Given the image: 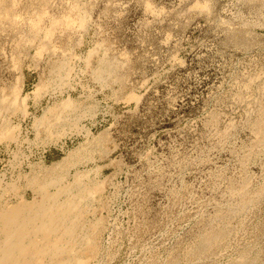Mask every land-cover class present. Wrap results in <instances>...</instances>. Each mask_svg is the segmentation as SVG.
I'll return each instance as SVG.
<instances>
[{
	"label": "rangeland",
	"instance_id": "374dc122",
	"mask_svg": "<svg viewBox=\"0 0 264 264\" xmlns=\"http://www.w3.org/2000/svg\"><path fill=\"white\" fill-rule=\"evenodd\" d=\"M0 218V264H264V0H0Z\"/></svg>",
	"mask_w": 264,
	"mask_h": 264
},
{
	"label": "bare ground",
	"instance_id": "6f19581e",
	"mask_svg": "<svg viewBox=\"0 0 264 264\" xmlns=\"http://www.w3.org/2000/svg\"><path fill=\"white\" fill-rule=\"evenodd\" d=\"M56 189H58V188H56ZM56 193H57V191H55ZM59 192V191H58ZM58 194V193H57ZM46 195V194H45ZM53 197V196H52ZM46 198V197H45ZM71 200V199H70ZM45 201V200H44ZM69 201V200H68ZM72 204H73V202H72ZM42 205V204H41ZM50 205V204H49ZM19 206V205H18ZM31 207V206H30ZM70 207V206H69ZM17 208H19V207H17ZM29 208V207H28ZM41 208V210H43L44 209V207H40ZM73 208V207H72ZM23 210V211H22ZM35 210H39V208L37 209V207H33V208H29V210H26V209H20L18 212H15L14 213V215H13V218H9L8 219V221H9V223L12 225V226H10V229L11 228H13L14 230H11L12 232H9V233H7V231H6V234L5 235H7L8 237H9V242H8V244H7V246H5V250H3L4 252H3V254H4V256L6 257V258H4L5 259V261L6 260H10V259H13V258H15V257H18V258H24V257H27L28 255H30V254H32L31 252H32V247H33V242L32 241H30V242H32V243H29L28 242V244H29V247H28V245H27V243H26V245H27V247H26V245L25 246H23V248H21V247H19V248H14V245L16 244V242H22V240H25V238L27 237V235H29L30 233V230H33L34 229V226L36 227V226H38V224H37V221L39 220V222H40V220H45L46 222H47V220L49 221V222H47V223H44V225L46 224V226H47V224H48V226L47 227H45V228H42V227H39L40 228V230L42 231V233H45V234H48V232L50 231V232H53L54 231V229H55V231L57 232L58 231V229H59V227L62 225V226H66V228H64V229H66V230H63V231H65V232H67V233H69L70 234V236H72L71 234H72V231H74L75 230V228H73V229H69V228H71V227H68V220H69V216H70V212H72V211H70V209L68 208V207H66V205L63 207V205H57V203L55 202V206H54V208L53 209H49L48 211L50 212V214H48L49 215V217H46V215H43V214H41V216H40V214H39V212L38 211H35ZM72 210V209H71ZM44 211V210H43ZM56 211V213L55 214H53L54 212ZM45 213H46V210H45ZM13 214V213H12ZM39 214V215H38ZM47 215V216H48ZM53 217V218H52ZM70 217H72V216H70ZM5 218V217H4ZM8 218V217H7ZM39 218V219H38ZM52 218V219H51ZM1 219V218H0ZM5 220H6V218H5ZM43 223V222H42ZM73 223V222H72ZM37 224V225H36ZM40 224H41V222H40ZM70 224V223H69ZM33 227V228H32ZM56 227V228H55ZM5 229H6V227H5ZM2 230V229H1ZM4 231V230H3ZM9 231V230H8ZM75 232V231H74ZM50 234V233H49ZM54 234V233H53ZM57 234V233H56ZM74 234V233H73ZM40 235V234H39ZM15 238H14V237ZM59 236H61V235H59ZM67 236V235H66ZM69 236V235H68ZM67 236V237H68ZM31 238V237H30ZM58 239V238H57ZM33 240V239H32ZM40 239H38L37 241H39ZM60 240H61V238H60ZM57 241V240H56ZM67 241V240H66ZM71 241V240H70ZM4 242V241H3ZM7 242V241H6ZM43 242V241H42ZM60 242V241H59ZM69 242V241H68ZM37 243V242H36ZM44 243V242H43ZM66 243V242H65ZM0 244H2V243H0ZM6 244V243H5ZM25 244V243H24ZM62 244V243H61ZM71 244V243H70ZM75 244H77V243H75ZM17 245V244H16ZM44 245H45V249H43V251H41V253H39V255L41 254V256H44V255H46V254H48L49 252H52L53 251V249L52 250H48L49 248H50V246L49 245H51L48 241L47 242H45L44 243ZM56 246H55V250H57V253L58 252H65V250H66V248H64V246L62 247L60 244L58 245V243L57 244H55ZM66 245V244H65ZM68 245V244H67ZM74 245V244H73ZM3 246V245H2ZM37 246V245H36ZM42 246V245H41ZM49 246V247H48ZM52 246H54V245H52ZM70 247V246H69ZM74 248V247H73ZM39 249H41V248H39ZM68 250H69V248H68ZM72 250V249H71ZM71 250H69V251H71ZM68 251V252H69ZM72 252V251H71ZM67 253V252H66ZM52 255V254H51ZM31 256V255H30ZM54 256V255H53ZM55 256H56V253H55ZM49 258V257H48ZM37 259V258H36ZM45 259V258H44ZM50 259V258H49ZM71 259V258H70ZM16 260V259H15ZM40 260H43V259H39V261ZM66 260V259H65ZM49 261V260H48ZM52 261V260H51ZM50 261V262H51ZM73 261V260H72ZM71 261V262H72ZM27 262H28V260H27ZM38 262V261H37ZM49 262V263H50ZM62 262V261H61ZM64 262V261H63ZM2 263V262H1ZM14 263V262H13ZM12 263V264H13ZM43 263V262H42ZM59 263V261L57 262V264ZM67 263V262H66ZM69 263V262H68ZM15 264H16V262H15ZM26 264V263H25ZM33 264H36V263H33ZM39 264V263H38ZM51 264V263H50ZM61 264V263H60Z\"/></svg>",
	"mask_w": 264,
	"mask_h": 264
}]
</instances>
